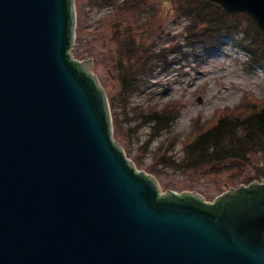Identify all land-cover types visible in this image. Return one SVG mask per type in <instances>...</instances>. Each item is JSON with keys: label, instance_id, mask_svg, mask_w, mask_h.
Wrapping results in <instances>:
<instances>
[{"label": "water", "instance_id": "obj_1", "mask_svg": "<svg viewBox=\"0 0 264 264\" xmlns=\"http://www.w3.org/2000/svg\"><path fill=\"white\" fill-rule=\"evenodd\" d=\"M210 1L264 32V0ZM73 2L0 0V264H264V184L160 195L127 160Z\"/></svg>", "mask_w": 264, "mask_h": 264}, {"label": "rangeland", "instance_id": "obj_2", "mask_svg": "<svg viewBox=\"0 0 264 264\" xmlns=\"http://www.w3.org/2000/svg\"><path fill=\"white\" fill-rule=\"evenodd\" d=\"M74 6L72 57L106 92L115 141L137 170L157 179L163 195L194 193L212 202L231 188L264 183V153L243 163L188 170L182 165L188 145L220 118L264 107V69H250L247 53L236 46L241 35L238 43L225 35L229 39L206 49L202 40L197 43L196 36L184 32L190 20L177 0H112L110 9L102 8V0H74ZM118 23L136 37L144 53L139 61L119 58V65L117 54L126 45L119 46L115 37L112 41ZM144 65L148 80L132 83L131 75L126 90L123 71L135 74Z\"/></svg>", "mask_w": 264, "mask_h": 264}, {"label": "trees", "instance_id": "obj_3", "mask_svg": "<svg viewBox=\"0 0 264 264\" xmlns=\"http://www.w3.org/2000/svg\"><path fill=\"white\" fill-rule=\"evenodd\" d=\"M124 1L126 4L127 0ZM111 2L112 0H102V8L110 9ZM177 2L180 8L185 10L184 16L190 20L189 25L185 26L184 32L186 30L190 36H196L197 43L202 40L208 49L216 46L222 39L230 38L233 43H238V35H241V44L236 46L241 47L247 53L250 58V69H264V33L257 28L250 17L245 14L226 13L220 6L206 0H177ZM122 12L125 14L132 11L122 10ZM113 20L119 21L118 18ZM113 31V36L115 41L120 44L119 46L126 45V51L123 54H121L122 52L117 54L119 65V58L130 61H139L143 58L144 53H139L136 46L137 40L132 35L131 29L123 30V27L118 23L115 24ZM225 35L229 38H225ZM220 45L219 43L216 48H219ZM178 53L175 51L170 55L175 59ZM146 67V65L138 67L136 71L134 70L135 74H131L129 70L126 71L127 73L123 71L121 81L123 86L126 84V90L129 89L128 79L131 75H133L132 83L134 79L140 80L146 77ZM162 120L163 118L159 122ZM154 121L157 122L155 119ZM186 153L187 158L182 164L185 170L217 166L233 161L243 163L255 154H263L264 107L249 115L221 118L214 126L197 136L186 148Z\"/></svg>", "mask_w": 264, "mask_h": 264}]
</instances>
